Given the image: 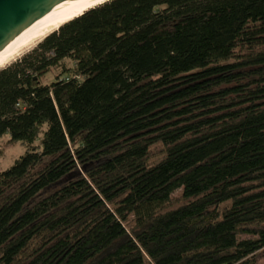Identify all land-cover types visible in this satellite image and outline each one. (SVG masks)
Here are the masks:
<instances>
[{
  "label": "trees",
  "instance_id": "16d2710c",
  "mask_svg": "<svg viewBox=\"0 0 264 264\" xmlns=\"http://www.w3.org/2000/svg\"><path fill=\"white\" fill-rule=\"evenodd\" d=\"M7 132L0 264H262L264 0L84 10L0 68Z\"/></svg>",
  "mask_w": 264,
  "mask_h": 264
},
{
  "label": "bare ground",
  "instance_id": "6f19581e",
  "mask_svg": "<svg viewBox=\"0 0 264 264\" xmlns=\"http://www.w3.org/2000/svg\"><path fill=\"white\" fill-rule=\"evenodd\" d=\"M106 0H62L54 3L31 20L0 49V67L23 47L56 29L66 20Z\"/></svg>",
  "mask_w": 264,
  "mask_h": 264
},
{
  "label": "water",
  "instance_id": "95a60500",
  "mask_svg": "<svg viewBox=\"0 0 264 264\" xmlns=\"http://www.w3.org/2000/svg\"><path fill=\"white\" fill-rule=\"evenodd\" d=\"M62 0H0V49L50 5Z\"/></svg>",
  "mask_w": 264,
  "mask_h": 264
},
{
  "label": "rangeland",
  "instance_id": "374dc122",
  "mask_svg": "<svg viewBox=\"0 0 264 264\" xmlns=\"http://www.w3.org/2000/svg\"><path fill=\"white\" fill-rule=\"evenodd\" d=\"M100 4V3H99ZM97 5V4H96ZM54 30V29H53ZM51 30V31H53ZM50 31V32H51ZM49 33V32H48ZM47 33V34H48ZM46 34V35H47ZM45 36V35H44ZM44 36H42L41 38L35 40L32 44L27 45L25 47H23L22 49L19 50V52H17L13 58L7 62L6 64H4L3 66L7 65L8 63L14 61L15 59H17L18 57H20L21 55H23L25 52H28L29 50H31ZM47 55H52L53 54V50H49L45 52ZM1 66V67H3ZM0 67V68H1ZM9 135V133L7 132L4 136H3V144L5 146V152L0 156V169H4L6 167H8L10 164H12L14 162V160L21 154L24 152L25 147L23 144L21 143H13V144H8L5 143L7 140V136ZM264 263V258L262 259V264Z\"/></svg>",
  "mask_w": 264,
  "mask_h": 264
}]
</instances>
